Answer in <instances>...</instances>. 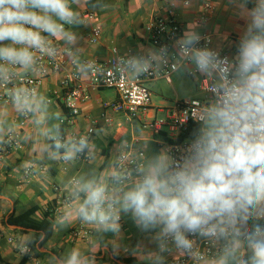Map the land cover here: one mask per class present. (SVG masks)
<instances>
[{
  "label": "clouds",
  "instance_id": "clouds-1",
  "mask_svg": "<svg viewBox=\"0 0 264 264\" xmlns=\"http://www.w3.org/2000/svg\"><path fill=\"white\" fill-rule=\"evenodd\" d=\"M81 4L89 11L109 8L106 0H0V89L17 115L13 120L0 112V144L26 143L39 132L49 159H94L90 138L62 136L50 98L28 83L45 71L42 61L55 65L61 56L79 76L91 75L95 65L79 47V29L86 26ZM226 4L244 22L233 56L200 46L206 38L190 23L174 53L162 46L120 58L134 78L172 65L203 77L210 85L207 102L192 116L197 127L176 154L145 142L130 165L122 153L106 173L93 167L67 180L65 204L50 229L60 233L79 222L91 226L92 239L87 249L50 253L44 264H100V251L115 258L121 250L140 264H167L166 254L187 257L188 264H264V0ZM19 117L30 120L33 131L18 134ZM123 217L155 248L143 241L122 246ZM47 239V231H22L17 250L29 255Z\"/></svg>",
  "mask_w": 264,
  "mask_h": 264
},
{
  "label": "crops",
  "instance_id": "crops-1",
  "mask_svg": "<svg viewBox=\"0 0 264 264\" xmlns=\"http://www.w3.org/2000/svg\"><path fill=\"white\" fill-rule=\"evenodd\" d=\"M171 2L176 3L177 6L170 5V0H106L109 8L105 11H89L81 4L80 11L83 16L94 15L93 20L84 19L86 26L79 29L82 58L104 63L110 59L115 48L125 56L144 54L147 50L154 48L148 31L149 24L158 17H166L170 11L176 14L181 24L182 34L190 23H196L197 31L202 37L212 38L214 48L227 53L230 57L235 54L240 29L244 22L234 15L233 10L227 6L226 0H190V2L189 0H179V2L171 0ZM95 27L101 29L102 36L100 42L94 45L90 43L88 37ZM66 60L65 70L51 74L38 90L50 98V111L59 116L60 121L66 114L60 93L61 83L67 74L75 72L70 59ZM174 75L178 79L179 86L176 101L206 97L201 89L200 81L186 72ZM159 80L165 79L149 82L147 86ZM82 83L86 89L84 100L80 105V114L76 117L75 124L65 130L64 137L72 138L74 135L91 134L90 140L93 143L95 157L94 159L78 157L72 163H64L59 157L49 159L43 151L46 140L39 132H34L29 142L22 143L21 150L10 155L7 170L0 177V194H3L0 198V264H22L26 256L17 250L16 241L21 234L14 231L19 229H7L3 224V220L7 219L15 209L20 212L32 205H37L40 216L50 212L55 218L65 204L66 181L74 178L81 171L94 167L106 173L122 153H130L133 156L143 153L145 142H150L155 151L171 149L166 138H174L169 130L165 129L161 134H155L144 128L143 119H133L124 113H115L112 106L118 100L116 91L115 94L110 95L107 92L109 89H93L90 86L89 76L82 77ZM198 95L200 97H196ZM160 107L152 104V109L148 113L149 117L160 118L163 114L156 111ZM4 111L8 112L11 119H17L11 105L0 102V112ZM16 131L18 133L33 131L32 122L19 117ZM28 167H32L34 176L25 179L24 171ZM121 224L122 246L130 249L143 241L150 248H155V245L149 244L145 235L139 232L130 217H123ZM82 227L91 231V226L76 222L66 231L55 232V236L47 244V249L41 250L42 253L50 254L53 250L61 253L71 247L87 249L92 239V232L83 239L72 237L73 230ZM9 238H13L14 241L10 242ZM105 238L111 240L114 237L109 233ZM171 256L173 254H166V261ZM117 257L135 259L140 264L130 251L126 253L121 250L115 258L110 253L105 254L103 251L98 253L100 264H120L116 261L119 260ZM45 259L31 257L25 264H44ZM119 261L124 263L122 260Z\"/></svg>",
  "mask_w": 264,
  "mask_h": 264
},
{
  "label": "built area",
  "instance_id": "built-area-1",
  "mask_svg": "<svg viewBox=\"0 0 264 264\" xmlns=\"http://www.w3.org/2000/svg\"><path fill=\"white\" fill-rule=\"evenodd\" d=\"M83 18L86 20H93L94 15L86 14ZM148 31L150 32L152 46L156 49L167 46L170 53L175 52V40L182 36L181 24L173 11H170L166 17L161 16L154 19L149 24ZM101 36V29L95 27L92 29L88 38L90 43L95 45L100 42ZM203 37L206 39L201 40L200 46L214 48L212 38L210 36ZM221 55L229 56L225 52H221ZM124 56L125 55H122L118 49L115 48L113 49L112 56L106 62L99 63L90 61L95 65L94 70L89 76L90 86L96 90L114 89L118 94V100L112 106L115 113H124L133 119H143L144 128L153 131L155 134H161L167 129L173 135V140H176L182 131L186 130L191 123H195L192 116H194L197 110L207 102V92L210 87L208 81L203 80V77L200 78V86L206 94L205 98L188 101L177 100L172 106L160 107L156 110L163 114L162 118L149 117L148 113L152 109V96L147 84L158 79H166L168 83L172 84V76L178 72L175 70L174 65L166 68L153 67L151 71L146 72L140 78H134L125 72L120 65V58ZM66 59V57L61 56L55 65H52L51 62L47 60L42 61L45 64V71L42 74H37L32 77L28 81L29 86L39 90V87L51 74L61 73L65 70L67 63ZM85 89L86 87L82 83V77L76 72L67 74L61 83L60 93L67 114L64 115L60 122L67 125V127L74 125L76 117L80 114V105L84 100ZM0 102L10 105L3 89H0ZM24 119L27 120L26 118ZM107 121L111 122L110 119H107ZM82 135L91 138V134H79L74 135V137ZM183 145L184 143L180 145H171L173 154H176V149ZM22 148L23 144L16 142L9 143L6 141L0 145V177L7 170L10 155ZM126 154L129 159L125 161V163L130 165L134 162L133 157L136 156L130 153ZM33 176L32 167L26 168L24 171V178L29 179ZM90 233V230L82 227L73 230L72 237L74 239H83L89 236ZM9 241L13 242L14 239L9 238ZM201 246L203 247V245ZM167 264H188V258L175 257V254H173V256L168 259Z\"/></svg>",
  "mask_w": 264,
  "mask_h": 264
},
{
  "label": "trees",
  "instance_id": "trees-1",
  "mask_svg": "<svg viewBox=\"0 0 264 264\" xmlns=\"http://www.w3.org/2000/svg\"><path fill=\"white\" fill-rule=\"evenodd\" d=\"M196 127V123H191L186 130L182 131L178 135L176 140L169 138H166V140L170 145H180L184 143L186 139L190 138L192 130ZM67 128V125L61 123L62 136H64L65 130ZM53 220L54 217L50 212H46L43 216H40L39 207L37 205H32L30 208L20 212L15 209V211L9 215L7 221L6 219L3 220V224L7 229L13 226L22 228L20 230H15V233L21 234L22 231H26L29 229L35 230L36 232H48V239L44 242V244L40 245L39 248L34 249L29 255H26L23 259L22 264L28 262L31 257L46 258L47 255H49L48 253H42L41 250L47 249L48 242L55 236V232L51 231L50 229ZM53 253L59 254L57 250H53ZM117 259L122 260L125 264H138L135 259H121L119 257H117Z\"/></svg>",
  "mask_w": 264,
  "mask_h": 264
},
{
  "label": "rangeland",
  "instance_id": "rangeland-1",
  "mask_svg": "<svg viewBox=\"0 0 264 264\" xmlns=\"http://www.w3.org/2000/svg\"><path fill=\"white\" fill-rule=\"evenodd\" d=\"M173 85L168 83V81L165 80H159L158 82H155L153 84L148 85L149 89L151 90V96H152V104L155 106H172L174 102L177 99L178 94V79L176 75H173L172 77ZM107 92L110 95L115 94L114 89H109ZM200 97V95L196 96ZM112 111V110H111ZM113 112V111H112ZM163 115H161L160 118H162Z\"/></svg>",
  "mask_w": 264,
  "mask_h": 264
},
{
  "label": "water",
  "instance_id": "water-1",
  "mask_svg": "<svg viewBox=\"0 0 264 264\" xmlns=\"http://www.w3.org/2000/svg\"><path fill=\"white\" fill-rule=\"evenodd\" d=\"M8 220V218L6 219V221ZM11 228H13V229H22L21 227H16V226H13V227H11ZM118 263H120V264H124V263H122V262H120L119 260H116Z\"/></svg>",
  "mask_w": 264,
  "mask_h": 264
}]
</instances>
